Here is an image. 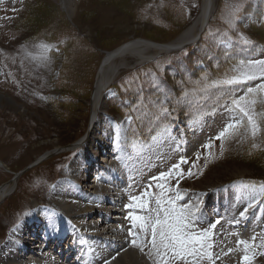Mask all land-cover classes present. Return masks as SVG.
I'll return each instance as SVG.
<instances>
[{
  "label": "rangeland",
  "instance_id": "obj_1",
  "mask_svg": "<svg viewBox=\"0 0 264 264\" xmlns=\"http://www.w3.org/2000/svg\"><path fill=\"white\" fill-rule=\"evenodd\" d=\"M201 3L202 0H78L77 4L73 1L70 6L74 9L71 16L61 0H0V160L6 167H0V186L11 178L12 172L19 174L24 171L18 177L15 192L0 202V248L8 241L9 233L17 224L30 218L41 204H48L50 192L68 168L74 169V165H77L83 172L82 168L87 162H83L81 152L85 148L86 152L91 151L85 146L73 147L76 141L89 136L93 122L92 93L107 53L137 38L158 43L175 41L201 13ZM236 3H243L244 7L233 29L224 17L226 5ZM150 4L152 7L148 8ZM238 33H244L253 44L238 43ZM228 36L232 37V41H228ZM40 42L55 44L59 49H53L49 53L50 61L43 64L39 59H33L40 54V49L36 47ZM189 48L164 53L143 65L122 68L109 88L110 95L104 101L103 110L99 112L101 124H109L110 127V138L106 144L109 151H112L114 142L111 136L115 138L116 126L121 124L119 133L122 140L124 136L128 137L125 132L129 126V147L123 144V149L127 161L134 165V168L129 166L126 172L134 175L131 180H126L129 184L136 181L137 190H140L139 186L142 188L138 195L144 189L158 191L155 185L151 190L145 179L154 170L163 172L162 168L157 167V164L164 165L160 163L163 157L158 156L173 148L172 141L166 143L165 149L164 144L153 143L152 138L162 127L170 126L172 131L178 125L177 116L180 114L187 119L185 123L193 127L206 116L215 119L217 136L231 118L223 107L228 91L235 88V95L240 96L248 87L264 83V79H258L241 85L200 91L205 83L223 79L226 74L231 76V69L240 60H264V0H216V10L203 39L199 45ZM205 76L206 81L203 79ZM185 92L188 93L187 97H184ZM260 96L264 94L258 95L256 108L257 111H264V103L259 102ZM162 107L168 109L169 115L157 119ZM179 111L182 113L177 114ZM129 117L133 122H129ZM170 120L173 121L171 124L174 121L175 124L171 125ZM104 134L100 135L101 141L108 139ZM255 142L260 145L258 150L251 148V140L243 143L238 139L231 140L225 144L221 155V142L216 140L213 143L212 140L213 147L203 151L196 162L197 167L193 169L196 174L187 179L188 175H185V179L180 180V190L187 193L183 202L191 200L200 203L201 211L206 210L208 215L205 218L207 225L219 218L208 212L209 207H202V195H199L203 192L201 187H217L215 195L223 185L232 182L239 184V180L248 182L250 186L252 182L256 186L264 184V135ZM134 143L136 148L133 147ZM61 147L69 149L48 159L43 158L44 161L36 164L37 159ZM162 149L165 153H161ZM209 151L211 157L208 156ZM156 153H160L155 156L159 163L152 162L154 170L148 172L146 168L151 155ZM95 154L94 160L101 163L100 155L105 152L97 150ZM135 155L143 159L144 168L139 165ZM117 156L124 155L112 156L109 164L113 163L114 166ZM119 162L126 164V159ZM136 165L138 170L135 169ZM190 167L192 164L182 166L185 173ZM240 172L243 175H238ZM82 175L78 180L82 181L80 183L88 179L92 182L91 173L83 172ZM170 183L175 185L176 179L170 178ZM123 201L117 208L121 209ZM127 202L131 203L129 198ZM131 211L133 209H125L128 215ZM216 211L218 216L227 215ZM25 212L30 214L25 216ZM135 212L143 213L139 209ZM127 217L121 215L118 218L117 224L123 230L124 227L131 228V221ZM229 219L231 227L237 228L239 223L231 217ZM199 226L203 228V225ZM229 229L228 217L220 218V224L214 230L215 246L211 250L215 264H236V260L243 259V254H246L245 251L234 250L243 246L238 241L246 237H236L237 229ZM261 236L260 244L264 234ZM27 242L30 246L37 244L32 239ZM46 248L32 247L20 254L19 260L27 262L28 253L34 251L46 258L43 251ZM258 248L255 253H249V258L259 256L256 262L264 264V255H261L264 247L258 245ZM141 253L146 264H154V258L150 259L147 254L148 248ZM74 261L75 258H72L67 264H74ZM50 263L48 261L47 264ZM204 264H208V261H204Z\"/></svg>",
  "mask_w": 264,
  "mask_h": 264
},
{
  "label": "bare ground",
  "instance_id": "obj_2",
  "mask_svg": "<svg viewBox=\"0 0 264 264\" xmlns=\"http://www.w3.org/2000/svg\"><path fill=\"white\" fill-rule=\"evenodd\" d=\"M73 1L77 4L78 0H61L65 10L71 16L74 12V9L70 7ZM215 10L216 0H203L201 17L189 26L187 31L182 33L177 40L169 42L168 46L138 39L127 42L115 51L107 53L100 67L101 69L98 71L97 84H95L92 93L93 122L89 136L76 141L74 147L68 146L73 148L85 146L89 148L91 152H86V148L81 152L83 153V162H87L82 169L83 172L92 174V182L89 179L87 182L84 181L83 184L80 183L82 181H78L83 173L81 167L74 165V169L68 168L50 192L48 204L42 210L39 208L30 218H25L15 226L11 234L9 233L8 241L0 248V264H47L48 261L51 262L50 264H67L72 258H75L74 264H146L142 253L138 249L128 246L131 245L132 239L127 238L120 224H117L121 215L128 216V213H125V207L123 209L117 208L121 205L123 198L125 196L129 198L132 195H138L137 193L140 190L135 187L136 181L133 184H129L122 177L117 164H114V166L113 163L109 164L112 156L124 154L121 146L119 152L115 150L117 133L115 138L111 136L114 142L111 148L112 151L108 150L106 144L110 138V134H108L110 127L108 126L109 124L106 126L102 125L98 115L103 110L106 97L110 95L111 89L109 88L123 70L122 68H131L158 54L174 52L172 49L175 48L172 47L192 40L199 34L206 20H210L213 17ZM118 67H120V70ZM98 133L102 136L105 133L104 135L108 139H104V142L101 141L100 138L102 136H98ZM68 147H61L53 153H51L52 151L48 152L37 159L36 164L39 161L41 163L44 159L50 158L53 154L67 152ZM174 149L173 147L170 151L167 150L165 154L158 156L159 158L163 157V159H160V163H164L166 168H170V164L173 165L174 157L179 159L184 157L183 155L180 156L182 153H178ZM97 150L105 152V154L100 155L102 158L101 163H98L93 158L96 157L95 153ZM163 166L162 164H157L158 168H163ZM0 167L6 168L1 160ZM17 173L12 172L11 178L0 186V202L15 192L19 179L15 176ZM126 174L128 175V172ZM238 175H243V173L240 172ZM216 188L201 187L203 191L202 207L213 206L212 208L215 211L218 210V213L223 212L234 221H239V225H243V217L240 216V213L244 212L251 202L250 190L241 191L233 187L222 194V196L214 198ZM261 198L253 205L254 208L251 213L246 212L244 216L247 227H245L246 233L241 235L246 237L252 244H254V241L251 236L258 235L260 242L261 235L264 234V199ZM127 203L125 206L129 204ZM212 208H209L208 211H212ZM205 211H201L204 217L206 215ZM96 220H99V222ZM234 221H232V224H234ZM39 233H43L50 238L48 239V246H43L45 242L38 239ZM26 234L29 236H26ZM58 234H61V240L58 241L53 251L49 244L53 241V237ZM31 236L37 238L33 239ZM30 239L36 240L37 244L30 246L27 242ZM82 240L86 241V243H81ZM69 244V248H66ZM36 246L47 247L43 250L46 258H42L43 256L38 254L39 252L28 253L30 252L28 251L29 255L32 254L30 256L27 255L28 261L19 260L20 254L23 255V252ZM56 254L60 259L55 257ZM247 255L249 256V253ZM110 258H112L111 261H109Z\"/></svg>",
  "mask_w": 264,
  "mask_h": 264
},
{
  "label": "snow or ice",
  "instance_id": "obj_3",
  "mask_svg": "<svg viewBox=\"0 0 264 264\" xmlns=\"http://www.w3.org/2000/svg\"><path fill=\"white\" fill-rule=\"evenodd\" d=\"M147 7L151 8L152 5L150 4ZM243 7V3L226 5L227 13L224 18L231 28L235 29L236 22L240 19L239 13ZM224 35L227 36L228 34L225 33ZM228 41H232L231 36H228ZM221 42L223 43V41ZM238 43L252 45L253 41L244 33H238ZM229 46L231 45L229 44ZM36 47L40 49V54L38 57H33V59H39L42 64L50 61L49 53L53 49L59 51L55 44L44 42H40ZM231 72L233 73L231 76L226 74L223 79L214 80L210 84L205 83L200 91L213 87L241 85L248 81L264 79V60H248L247 62L240 60L231 69ZM203 79L206 81L207 77L205 76ZM235 92L236 89L232 88L226 94L227 98L224 100L223 107L231 114V118L214 138L221 142V155L225 150V144L234 139H238L241 143L251 140V148L258 150L260 145L255 141L261 135H264V111H257L256 108L258 95L264 94V83L258 84L256 87H248L244 94L240 96H236ZM187 96L188 93L185 92L184 97ZM259 102L264 103V96H260ZM166 115H169L168 109L162 107L156 118L159 119L160 116ZM129 122H131V117H129ZM116 127L115 150L119 152L120 126L117 125ZM152 139L155 144L175 141L176 149L174 150H180V146L185 143L183 139L177 140L176 137L171 136V127L167 125L162 127ZM133 147H137L135 143ZM203 147L211 149L213 147L212 141L210 140ZM208 156H212L210 151ZM117 159H122V157L117 156ZM196 159L197 161L200 159L199 153H197ZM187 163L189 161L185 157H181L167 172H161L159 176L152 177L151 179L156 182L155 187L158 191L145 190L140 195H132L129 197L131 203L125 206L133 209L127 217L131 221V228L129 229V235L133 237L131 245L139 248L141 252L148 248L147 254L150 259L154 258V264H204V261H208V264H215L214 253L211 250L215 246L214 230L220 224V219L210 222L208 227L202 228L199 225L204 223L205 217L201 213L200 203H193L191 200L183 202L187 193L180 190V180L185 175L189 177L195 175L193 169L197 167L196 163L193 162L192 167L185 173L181 165ZM170 178L176 179L175 185L170 183ZM151 187L150 184L149 188ZM260 197H264V184H261L257 189L255 182H252L250 187L251 202L248 207L251 208ZM136 209L145 214H136ZM246 212L247 209L241 212L240 216L244 217ZM29 214L28 212L24 213L25 216ZM236 223H239V221H236ZM255 239L256 237L253 236L252 240L255 241ZM81 243H86V241L82 240ZM238 244L244 246L246 254L243 260L249 261L250 258L247 253L253 248V244L245 240L238 241ZM259 247H264V239H262ZM261 255H264V253H261Z\"/></svg>",
  "mask_w": 264,
  "mask_h": 264
},
{
  "label": "water",
  "instance_id": "obj_4",
  "mask_svg": "<svg viewBox=\"0 0 264 264\" xmlns=\"http://www.w3.org/2000/svg\"><path fill=\"white\" fill-rule=\"evenodd\" d=\"M201 14H202V10H201ZM200 15V14H199ZM201 16V15H200ZM207 22H205V24H206ZM201 33V32H200ZM176 43H178V42H176ZM179 44V43H178ZM182 44H180V45H178V46H176V47H172V48H178V47H180ZM183 45H184V43H183ZM31 166H33V165H31ZM21 173H23V171L21 172ZM21 173L19 174V175H21Z\"/></svg>",
  "mask_w": 264,
  "mask_h": 264
}]
</instances>
